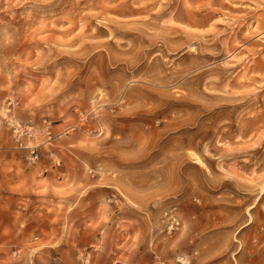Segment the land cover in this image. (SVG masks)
<instances>
[{
    "label": "rangeland",
    "instance_id": "rangeland-1",
    "mask_svg": "<svg viewBox=\"0 0 264 264\" xmlns=\"http://www.w3.org/2000/svg\"><path fill=\"white\" fill-rule=\"evenodd\" d=\"M0 264H264V0H0Z\"/></svg>",
    "mask_w": 264,
    "mask_h": 264
},
{
    "label": "bare ground",
    "instance_id": "bare-ground-1",
    "mask_svg": "<svg viewBox=\"0 0 264 264\" xmlns=\"http://www.w3.org/2000/svg\"><path fill=\"white\" fill-rule=\"evenodd\" d=\"M261 29V28H260ZM197 161H199V159H197Z\"/></svg>",
    "mask_w": 264,
    "mask_h": 264
}]
</instances>
